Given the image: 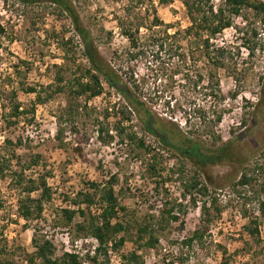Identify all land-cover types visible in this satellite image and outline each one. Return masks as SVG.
Segmentation results:
<instances>
[{
  "label": "rangeland",
  "instance_id": "rangeland-1",
  "mask_svg": "<svg viewBox=\"0 0 264 264\" xmlns=\"http://www.w3.org/2000/svg\"><path fill=\"white\" fill-rule=\"evenodd\" d=\"M78 1V5L83 7L80 15L107 63L127 73L128 77L133 75L142 96L154 111L166 121L175 123L182 132L196 131V138H201L211 149L231 141L235 162L222 161L207 168L209 179H204L213 183L212 191L223 213L202 243L185 245L184 238L191 236L198 227L200 208L182 197L183 187L177 175L172 176L165 188L157 190L146 171L149 156L133 146L126 135L136 133L137 138L158 149L160 144L156 137L145 132L134 115L132 121L123 124L126 130L119 136L114 126L124 101L107 85L102 96L88 102L81 97L69 104L65 94L57 95L52 101L37 106L36 122L32 126L21 125L12 131L0 128V150L6 139L15 141L21 136L23 147L19 153L24 159L40 153L48 163L47 168L54 171V177L49 179L54 190L53 200L45 206L40 226L42 233L53 239L57 255L71 248L81 253L84 248L82 241L73 243L74 232L54 226L56 214L61 208L71 205L75 193L84 187L85 182L104 183L116 175L119 179L117 190L123 188L120 195L122 203L135 209L138 217L148 213L157 215L166 198L184 205L185 212L179 214L181 220L173 224L170 234L160 238L156 249H137L147 264H220L221 246L227 249L231 264H264V217L260 208V201L264 202V24L256 22L254 14L245 10L243 15L252 27H243L242 17L237 18L235 24L241 27L224 30L210 40V47L206 50L203 41L185 35L189 20L181 0H173L169 6H161L158 0H153L160 18L175 26L168 30V35L177 30L179 34L171 38L165 34L164 26L141 27L140 48L134 51L115 18L116 15H125L123 0ZM219 1L215 0V3ZM0 15L8 30V37L3 38L0 44V81L6 84L7 90L17 87L14 66L20 65L19 59L33 64L27 74L23 65L20 69L23 70L24 81L38 87L55 80L53 64L68 63L65 72L68 80L78 73L75 69L79 63L86 64L80 38L70 20L55 12L52 6L22 7L11 4L10 0H0ZM144 22L149 24L146 19ZM253 29L257 36H254ZM69 37L73 38L75 58L72 53L64 56L60 46L62 38ZM219 47L224 48L223 56L217 51ZM139 50L141 54L131 59L129 53ZM216 56L224 62L223 68H218L211 60ZM64 57H69V60ZM216 82L220 90H217ZM212 87L216 88L214 95L210 94ZM18 97L26 105L34 99V95L20 90ZM4 99L6 101V97ZM69 106L75 110L74 122L69 117ZM106 110L111 114L108 119L105 118ZM199 110L204 113H199ZM219 115L222 119L216 122ZM74 124L78 126L79 133L72 132ZM59 127L64 130L62 148L56 140ZM100 127L114 136L110 144L99 138ZM212 133L218 139H214ZM102 137L105 138V133ZM77 147L81 148V153L76 152ZM158 151L164 175H168L179 164L178 158L171 157V152L163 148ZM238 159H247V165L256 169L258 193L251 201L245 199L250 195L245 196V188L234 186L245 167ZM184 163L191 175L192 164L189 160ZM41 171V168L34 169L31 175L35 177ZM19 196L20 192L9 178H0V223L4 237L8 248L17 252L15 264H26L18 247L34 251L32 236L37 222L26 223L18 217ZM246 210L259 219V242L245 230L249 221L244 215ZM181 221L184 226H181ZM85 242L95 243L91 238ZM135 248L128 240L121 253H129ZM113 261L114 264H124L119 254H113Z\"/></svg>",
  "mask_w": 264,
  "mask_h": 264
},
{
  "label": "trees",
  "instance_id": "trees-1",
  "mask_svg": "<svg viewBox=\"0 0 264 264\" xmlns=\"http://www.w3.org/2000/svg\"><path fill=\"white\" fill-rule=\"evenodd\" d=\"M10 2L22 7L47 4L52 6L55 12L65 15L80 38L86 64L79 63L75 69L78 73H75L69 80L65 76L68 63L53 64L56 69L55 80L53 83L38 87L26 83L23 79V70L20 69L23 65L27 74L31 72L33 64L27 60L19 59L20 65L14 66L15 78L18 79L17 87L7 90L6 84L0 81V123H2L0 128L3 131H12L20 128L21 125L32 126L36 122L38 105L52 101L59 94H65L69 104L72 100H78L81 97H84L88 102L102 96L105 92V85H107L110 89H114L124 101L119 112L121 116L119 115L114 126L119 136L121 137L125 133L126 128L123 124L132 121V115H134L140 120L144 131L159 141L158 149L163 148V150L171 152V157L178 158L179 164L176 168L173 167L168 175H164L165 169L158 149L147 144L144 139L137 138L136 133L126 135L133 146L142 149L143 153L149 156L146 160V171L157 190L160 187L161 189L165 188L172 176L177 175L183 187L182 197L188 198L195 207L200 208L201 212L198 227L191 236L184 238L183 243L189 246L195 242L202 243L204 237L209 234L223 213L218 198L213 194L214 191L211 187L213 183L208 180L206 182L204 177L208 178L207 168L210 165L222 161L235 162L232 142L229 141L220 148L211 149L201 138H196L198 136H195L196 131L184 133L175 127V123L160 117L142 96L133 75L128 77L127 73L114 68L101 55L89 26L80 15V9L83 7L78 5V0H10ZM181 2L189 20V25L184 31L185 35L203 41L206 50L210 47V40L221 35L224 30L241 27L235 24L237 18L242 17L243 27H252L249 19L243 15L245 10H250L254 14L256 22L264 24V0H220L218 4L215 3V0H181ZM158 3L161 6H169L173 0H158ZM123 12L124 16L116 15L115 18L118 26L122 28V34L127 38L134 51L140 48L141 27L164 26L166 27L165 34L171 38L179 34V30H177L168 35V30L175 26L166 24L160 18L158 6L153 0H123ZM1 18L0 15V44L3 38L8 37V30ZM145 19L149 24L144 22ZM252 31L254 36H257L256 30ZM204 37L206 38L203 39ZM156 40L159 41V39ZM60 46L64 50V56L72 53L75 58L73 38H62ZM162 47L163 45H161ZM217 51L221 56L225 52L222 47L217 48ZM140 54L139 50L136 53H129V56L131 59H135ZM64 58L69 60V57ZM211 60L218 68L225 66L222 59L217 56ZM73 61L76 64V59ZM212 88L210 94L214 95L216 88L220 90L219 83L216 82V88ZM19 90L34 95L33 101L28 105L22 103L18 97ZM232 96L235 97L236 94H232ZM4 97H6V101ZM114 107L116 108V105ZM69 109V117L74 122L75 110L71 106ZM199 113L203 114L204 112L199 110ZM110 116V112L106 110L105 118L108 119ZM221 119V115L217 116L216 122H220ZM245 123L242 124L245 125ZM71 130L74 133L80 132L76 124L72 126ZM63 132V128L59 127L56 133L59 148L64 146ZM109 132L103 127L98 129L99 138L105 144H110L114 139V136ZM103 133H105V138L102 137ZM212 136L214 139H218L215 133H212ZM120 141L123 142V139ZM4 143L3 149L0 150V178H9L14 188L20 192L17 201L18 217L26 223L37 222L32 236L34 251L28 252L23 247H18V250L21 251L20 256L26 264H114L113 254H119L120 260L124 264H147L137 249H156L160 238L170 234L173 224L181 220L179 214L185 212L182 203L166 198L157 215L148 213L138 217L135 209H130L122 203L120 195L123 194V188L117 190L119 179L116 175H112L104 183L85 182L84 187L75 193L70 202L71 205L61 208L56 214L57 219L54 224L55 227L74 232L73 243L82 241L84 251L80 253L71 248L61 255H57L53 239L42 233L40 226L41 221L44 220L45 206L53 200L54 190L49 179L54 177V171L47 168L48 163L40 153L31 154L24 159V156L19 153L23 147V137L18 136L15 141L6 139ZM75 150L78 153L82 152L80 147ZM262 156L264 157V152ZM185 160H189L192 164L191 175L188 174ZM238 162L245 167L234 186L245 188L247 191L245 196L250 194L245 199L251 201L258 193L259 184L255 175L256 169L247 165V159H238ZM38 168H41L42 171L35 177L31 175V172ZM216 186L218 187V185ZM0 207H2L1 202ZM260 208L264 217L263 201H260ZM244 215L249 218L245 226L246 232L256 242H259L258 217L248 210ZM182 223L183 221H181V226H184ZM4 235L0 223V264H15L17 252L8 248ZM88 238L94 239L95 243L85 242ZM128 240L132 241L136 248L129 253H121ZM221 251L220 264H231L227 249L221 246Z\"/></svg>",
  "mask_w": 264,
  "mask_h": 264
}]
</instances>
